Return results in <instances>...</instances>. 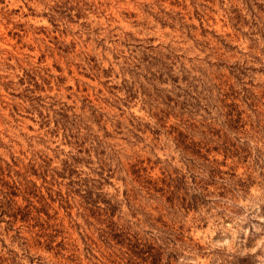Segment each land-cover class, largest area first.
<instances>
[{
	"label": "rangeland",
	"instance_id": "374dc122",
	"mask_svg": "<svg viewBox=\"0 0 264 264\" xmlns=\"http://www.w3.org/2000/svg\"><path fill=\"white\" fill-rule=\"evenodd\" d=\"M0 264H264V0H0Z\"/></svg>",
	"mask_w": 264,
	"mask_h": 264
}]
</instances>
